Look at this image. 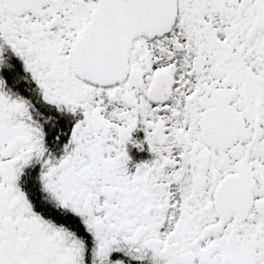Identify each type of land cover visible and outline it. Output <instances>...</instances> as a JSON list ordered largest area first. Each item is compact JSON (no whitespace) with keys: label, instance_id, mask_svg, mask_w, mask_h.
Instances as JSON below:
<instances>
[{"label":"snow or ice","instance_id":"1","mask_svg":"<svg viewBox=\"0 0 264 264\" xmlns=\"http://www.w3.org/2000/svg\"><path fill=\"white\" fill-rule=\"evenodd\" d=\"M0 264H264V0H0Z\"/></svg>","mask_w":264,"mask_h":264}]
</instances>
